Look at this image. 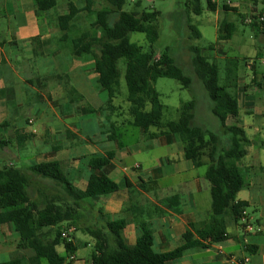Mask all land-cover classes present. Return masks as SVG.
<instances>
[{"label": "crops", "instance_id": "crops-1", "mask_svg": "<svg viewBox=\"0 0 264 264\" xmlns=\"http://www.w3.org/2000/svg\"><path fill=\"white\" fill-rule=\"evenodd\" d=\"M72 1L67 2V11L60 14L56 0L54 9L38 15L33 0H0V124L8 118L11 120L8 127L0 130V139L10 141L9 146L15 143L17 166L59 162L73 186L81 191L91 175L103 174L118 186L116 193L83 205L85 209L91 206L90 216H86L74 234V238L77 234L81 238L73 240L76 249L93 246L85 232L88 226L119 219H126L122 236L127 246H133L139 235L134 221L137 219L152 229L155 253L173 251L180 245L188 225H202L209 218L210 186L204 178L205 170L198 173L200 168L184 159L183 146L179 145L176 156L161 158L154 168L144 171L133 156L148 146L125 145L118 140L120 135H116L127 120L122 124L109 123L104 128L98 120L87 118L120 117L121 108L113 105V99L114 110L107 109V95L98 85L91 57L73 54L72 35L82 26L73 28L82 20V13L70 22L68 34L59 29L58 20L68 14L69 4L78 9L84 6L82 0ZM94 30L97 36H91L98 39L99 29ZM252 83L254 86L250 88L242 85V96L251 107L249 111L241 113L239 99L235 97L238 126L251 142L239 163L246 187L236 195V201L247 204L246 219L253 231L247 232L244 226L226 217V240L207 244V248L189 249L172 264H264V120L256 123L240 120L242 116L243 119L254 116L256 107L262 106L264 111V87L256 78ZM12 103L15 108L11 111ZM22 109L31 110L19 118ZM90 110L94 113L89 114ZM129 122L130 117L127 125L135 128ZM135 129L141 137L156 140L161 147L179 143L173 136L149 139L150 131L144 134ZM107 153L113 154L107 166L101 171L89 168L91 157ZM18 241L12 225H0V259L30 256V251L17 249ZM58 248L57 253L64 257V251L59 252ZM76 252L72 256L74 260H66L64 264H88L87 256L77 258ZM5 262L8 261L0 263ZM41 264L47 263L41 261Z\"/></svg>", "mask_w": 264, "mask_h": 264}, {"label": "trees", "instance_id": "trees-1", "mask_svg": "<svg viewBox=\"0 0 264 264\" xmlns=\"http://www.w3.org/2000/svg\"><path fill=\"white\" fill-rule=\"evenodd\" d=\"M82 1L84 6L79 9L69 4L68 14L59 18L58 25L62 32L68 34L70 22L83 13L91 20L90 28L99 29L98 39L93 38L89 31L74 37L72 50L74 56L88 55L93 60L98 85L107 95V109L110 112L114 110L112 100L120 94L118 64L122 62L129 124L144 134L154 129L156 132L148 134L149 139L173 136L183 146L184 159L195 168L204 167L211 201L208 220L202 225H188L180 245L167 253L157 254L153 251V231L145 221L134 219L139 235L133 246H127L122 236L126 219L107 220L104 225L88 226L85 232L93 241L90 264H172L189 249L207 248V244L226 240V217L240 224L242 213L247 209L246 203L236 201V195L246 187L239 163L245 158L251 142L243 128L238 126L237 99L227 93L228 88L233 90L237 87L238 64L233 60L228 61L227 86H219L216 63L202 56L200 49L193 46L188 48L193 71L206 92L211 103L210 112L222 129L224 139L194 124V100L180 106L177 121L163 125V107L154 83L158 79H170L178 82L182 89L190 90L192 82L167 51L156 56L151 49L159 36L157 21L160 14L141 10L139 1L134 3L129 13L122 11L126 0H104L107 8L98 11L93 10L94 0ZM33 2L38 15L56 7V0ZM192 3L190 12L195 16L200 15L202 8L198 0H192ZM216 8L213 0H207L209 11L215 12ZM222 10L226 13L235 11L227 5H223ZM258 17H263L259 24L264 28V10ZM255 23L253 21L250 25L257 27ZM188 31L189 40L201 38L196 27L189 23ZM132 33L145 36L150 46L148 51L129 42L128 35ZM231 33V24L224 20L218 27L217 42L228 41ZM261 35L264 37V34ZM213 49V46L208 48L209 51ZM92 113L90 110L89 114ZM10 121V118L3 121L0 130L8 127ZM229 121L232 123L228 124ZM9 144L10 141L0 139V149ZM112 157V153L93 156L88 166L94 171H101ZM117 191L118 186L103 174L91 175L85 189L78 190L64 174L59 162L20 166L2 164L0 225H12L19 237L17 249L30 251L31 255L0 264H41V261L64 264L76 252L74 234L86 216L90 215L91 206L85 209L83 205H90V200ZM69 228H74V233L67 239L62 238L61 234ZM60 246L64 257L56 251Z\"/></svg>", "mask_w": 264, "mask_h": 264}, {"label": "rangeland", "instance_id": "rangeland-1", "mask_svg": "<svg viewBox=\"0 0 264 264\" xmlns=\"http://www.w3.org/2000/svg\"><path fill=\"white\" fill-rule=\"evenodd\" d=\"M58 1L56 10L59 14L63 11H67V2H73L72 0ZM137 1L140 2L141 10L156 11L160 14L157 21L159 36L156 42L151 45L152 51L156 56L167 51L169 56L192 82L190 90L182 89L178 82L170 79H158L154 83V89L159 94V101L163 107L161 123L165 125L169 122L177 121L180 106L194 100V124L211 130L219 135L221 139H224L222 129L219 128L217 120L210 112L211 103L206 92L193 71L188 48L189 46H193L200 49L202 56L216 63L218 67L219 86H227V70L230 68L228 61H236L239 67L237 72V85L239 88L238 90L237 88L233 90L232 88H228L227 93L231 96L238 97L241 113L249 111L251 107H249V104L246 105L248 102L245 100L248 99L242 96V85H246L248 88L253 87V78H256V82L258 81L261 83V86L264 87V83L262 82L264 81V37L261 35L264 34L262 33V29L264 28L259 22L255 23L257 27H252L250 24L246 23V20L251 17L257 18L261 14L264 10V0H213L217 6L215 12H211L207 9V0H198L202 8V12L198 16L190 12L193 6L192 0H126L122 11L127 13L132 12L134 3ZM228 2L237 6V8L234 9L235 11L226 13L222 10L223 5H227ZM105 8H107V4L104 0H94V11ZM53 12L54 11H52V14ZM81 19L82 20L73 28L75 30L78 26H82L81 29L75 30L77 31L76 34L72 36H78L85 31H89L91 32L90 34L97 36L96 30L91 29L89 26L91 20L83 13L81 14ZM224 20L232 26L231 38L228 41L217 42L218 27ZM256 20L257 19L253 20L252 18V22ZM188 23L196 27L201 35L200 39L189 40ZM98 35L100 36V31ZM128 39L130 43L141 47L145 51H148L150 48L143 34L132 33L128 35ZM210 46L214 47L213 51L208 50ZM118 70L120 72V94L113 100V105L121 108L120 117L112 115L108 120L105 119V116L102 117V119H96L95 116H89L87 118L98 120L100 126L104 128H107L109 123L118 122L117 124H122L124 120H127L126 123L120 126L116 131V135H120L118 140L125 145L138 143L140 146H148L141 154L133 156L134 160L142 164V170L148 171L156 166L159 159H170L174 155L176 156L177 153L175 149L181 144L176 143L174 146L161 147L157 144L156 140H148L146 137H141L137 129L128 127L127 122L129 121V117L127 114H123V112L127 111L128 104L125 101L127 91L124 82V66L122 62H119ZM14 108V104L12 103L10 105V110L12 111ZM256 108L258 110L254 116H245L244 119L242 116L240 120H244L248 123L263 121L264 111L262 106ZM30 110L31 109L26 111L23 109L20 110L19 118L28 115ZM231 123V121L228 122V124ZM87 124L90 125V122H87ZM240 124L242 125V123ZM251 127H253V125ZM153 132L155 133L156 131L150 129V133ZM262 142L264 143V139ZM258 143L259 142L256 141V145L261 146V144L259 145ZM18 158L19 156L15 143L12 144V146L7 145L5 148L0 149V166L2 164L16 165L19 161ZM204 170V167H202L197 171L203 174ZM49 194H51V192ZM93 213H96L95 208ZM75 238L78 240L80 234H77ZM61 250H63V248L60 246L58 251L61 252ZM76 251L77 258H86L87 256L88 264H90L93 246L91 248L78 246ZM10 259L11 258L1 257L0 262L9 261Z\"/></svg>", "mask_w": 264, "mask_h": 264}, {"label": "built area", "instance_id": "built-area-1", "mask_svg": "<svg viewBox=\"0 0 264 264\" xmlns=\"http://www.w3.org/2000/svg\"><path fill=\"white\" fill-rule=\"evenodd\" d=\"M227 7L232 8V9H236V8H237V6H236V5H232L231 2H228V3H227ZM262 21H263V17H258L257 20H256V22H262ZM246 23H247V24H251V23H253V22H252V17H251L250 19H247V20H246ZM240 224L244 226V229H245L247 232H252V231H253L252 227L248 224V221H247V219H246V213H245V212L242 213V217H241V219H240ZM73 233H74V228H69L66 232H63V233L61 234V236H62V238L67 239V238H68L71 234H73ZM73 260H74L73 257H70V258H69V261H73Z\"/></svg>", "mask_w": 264, "mask_h": 264}]
</instances>
